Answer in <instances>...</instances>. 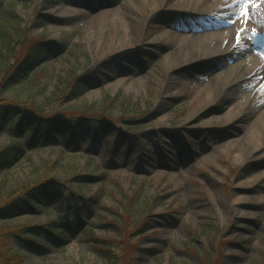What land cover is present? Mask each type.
<instances>
[{
	"label": "rangeland",
	"instance_id": "1",
	"mask_svg": "<svg viewBox=\"0 0 264 264\" xmlns=\"http://www.w3.org/2000/svg\"><path fill=\"white\" fill-rule=\"evenodd\" d=\"M155 6L0 0V107L19 108L27 131L32 113L97 120L102 131L81 128L75 141L62 125L58 142L39 128L36 143L21 140L24 152L0 174V201L41 180L55 185L34 210L0 221V264H105L101 246L119 264H264V118L243 117L262 107L264 79L220 98L225 65L246 71L250 52L197 66L174 52L238 26V14L217 27L204 11ZM204 17L215 26H200ZM140 22L154 28L143 50L137 29L124 37ZM12 126H0V149L19 139Z\"/></svg>",
	"mask_w": 264,
	"mask_h": 264
},
{
	"label": "bare ground",
	"instance_id": "2",
	"mask_svg": "<svg viewBox=\"0 0 264 264\" xmlns=\"http://www.w3.org/2000/svg\"><path fill=\"white\" fill-rule=\"evenodd\" d=\"M84 0H75L76 3L81 4ZM149 6L156 5H166L172 4L174 7L178 9H184L188 12H206L214 16V19L218 26L224 25V23H231V19L238 14V22L239 25L232 27L231 29H227L224 31H214L211 33H205L199 38L194 39L189 45H181L180 47L174 48V52L178 53L183 62L186 64L195 63L197 66L198 61L201 58L206 59L210 57V55L217 54L219 52L224 51H235L238 54H246L250 52L248 55L246 62H244L247 66L246 71L240 72L242 70L241 65H231L226 64V68L224 71L223 79L221 85L217 89L218 94L221 97L225 95H229L233 90L232 86L237 85L239 82H247L249 83L250 79L253 81L256 78L261 77L264 79V35L259 34L264 32V0H256L252 2V4H248L251 0H146ZM156 3V4H155ZM248 4V5H247ZM245 5V10L243 6ZM155 6V7H156ZM246 8L248 11L246 12ZM256 9H259L258 14H255ZM246 12V13H245ZM247 14L249 15L247 17ZM199 25L209 28L210 25H207L206 21H211L212 19H208L204 17V19L199 20ZM210 23V22H209ZM212 24L215 26L214 22ZM211 24V26H212ZM193 24L188 26L191 28ZM178 26V25H177ZM179 27V26H178ZM137 29L138 41H140V50L145 48V44H147L148 37L152 35L153 27L151 24L147 22L139 23L137 25H129L124 29V37L130 38V34ZM237 36L239 37L237 39ZM141 39V40H140ZM228 41L227 43L223 41ZM226 43V44H225ZM225 46L222 48L221 45ZM117 47L123 46V40H120V44L117 42ZM218 46V47H217ZM217 47V48H216ZM220 48V50L218 49ZM121 57H125L127 53L123 52ZM125 55V56H124ZM223 58V57H222ZM196 60V62H194ZM203 63V62H202ZM201 63V64H202ZM251 81V82H253ZM264 97V94H261ZM233 96V93L231 94ZM235 96V92H234ZM264 99V98H263ZM262 107L254 108L253 112L246 113L244 119L247 114L252 116L254 113L258 115V117L264 118V103L261 104ZM234 126V125H233ZM261 126L259 130L258 139L262 140L264 138V126ZM253 147H257L253 145ZM255 149V148H254ZM253 152V151H251Z\"/></svg>",
	"mask_w": 264,
	"mask_h": 264
},
{
	"label": "trees",
	"instance_id": "3",
	"mask_svg": "<svg viewBox=\"0 0 264 264\" xmlns=\"http://www.w3.org/2000/svg\"><path fill=\"white\" fill-rule=\"evenodd\" d=\"M7 42V41H6ZM12 45V44H11ZM34 46H38L36 48H40L39 44L36 42L34 43ZM21 74H18V76ZM17 76V77H18ZM17 79V78H16ZM76 86V85H75ZM19 108H14L12 106H4L0 107V126L2 129L8 128V126H12L16 124V130L13 131V126L9 128L10 131H12V134L16 133L19 136V139L16 142H13L9 144L6 147H2L0 149V174L3 173L6 169H8L13 162L15 161L14 159H11L12 153L14 151H18L20 153L24 152V146L21 143V140L25 139L27 135H31L30 138L28 139V142H33L36 143L38 140V137L41 135L39 131L36 128L42 129V131H46V133H49L50 136H45L43 140L45 141H53L56 142L60 139V137L64 134L62 132L61 127L62 125L68 126V131L69 135L71 136L72 139L75 141H79V129L81 128H93V131L95 134H100V128L99 124H93V123H86L87 120L84 119H72L69 118V120L62 118L61 116H53V117H44L41 116V114L37 113H32L31 117L33 118V121L36 123V127L32 128V130L27 131V122L25 117H22L21 113L19 112ZM24 110V109H23ZM14 121H17L15 123ZM78 123H75L77 122ZM54 134V138L51 137V135ZM5 135V134H0ZM13 137V136H12ZM78 147L81 146V142H77ZM18 153H14V158H16ZM55 185L54 180L47 179V180H41L40 182H35L31 184L30 186H26L22 189L21 191H14L11 196V198L7 199H2L0 201V221H7L9 219H15L17 217H20L25 214L27 210H34V205H35V199H39L41 195L47 194V188L50 186ZM64 203L67 206H72V197L71 195L69 196H64L63 199ZM83 222V218H81ZM110 226V224H109ZM38 229V230H37ZM54 236L57 237L59 235H65V231H60L59 228L52 227ZM28 231H34L36 235H43L44 229H39L37 226L35 227H30L28 228ZM43 231V232H42ZM27 240L28 237H26ZM35 242L34 240H32ZM101 255L103 256V259L105 260V264H119L118 260L115 259L114 257H111L108 254L109 249H106L104 247H99L98 248Z\"/></svg>",
	"mask_w": 264,
	"mask_h": 264
},
{
	"label": "snow or ice",
	"instance_id": "4",
	"mask_svg": "<svg viewBox=\"0 0 264 264\" xmlns=\"http://www.w3.org/2000/svg\"><path fill=\"white\" fill-rule=\"evenodd\" d=\"M239 37L237 36V39H238Z\"/></svg>",
	"mask_w": 264,
	"mask_h": 264
}]
</instances>
